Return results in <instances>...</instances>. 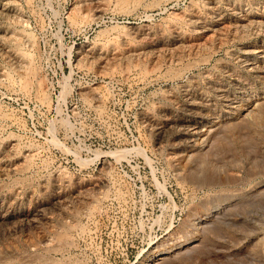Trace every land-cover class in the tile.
Returning a JSON list of instances; mask_svg holds the SVG:
<instances>
[{
  "label": "rangeland",
  "instance_id": "374dc122",
  "mask_svg": "<svg viewBox=\"0 0 264 264\" xmlns=\"http://www.w3.org/2000/svg\"><path fill=\"white\" fill-rule=\"evenodd\" d=\"M0 40V264H264V0H0Z\"/></svg>",
  "mask_w": 264,
  "mask_h": 264
},
{
  "label": "bare ground",
  "instance_id": "6f19581e",
  "mask_svg": "<svg viewBox=\"0 0 264 264\" xmlns=\"http://www.w3.org/2000/svg\"><path fill=\"white\" fill-rule=\"evenodd\" d=\"M255 21V20H254ZM256 24V23H255ZM243 26V25H242ZM227 29V28H226ZM7 39V38H6ZM1 41V40H0ZM217 41V40H216ZM5 42V41H4ZM201 43V42H200ZM86 51V50H85ZM150 53V52H149ZM143 57V56H142ZM136 59V58H135ZM202 59V58H201ZM117 60V59H116ZM148 63V62H147ZM105 64V63H104ZM119 65V64H118ZM119 67V66H118ZM250 67V66H249ZM19 71H20V68H19ZM141 76V75H140ZM18 79V78H17ZM214 122V121H213ZM194 123V122H193ZM209 123V122H208ZM179 125V124H178ZM195 125V124H194ZM153 126V125H152ZM185 126H187V123H185ZM185 126H184V128H185ZM190 127V126H189ZM188 127V128H189ZM187 128V127H186ZM192 128V127H191ZM181 129L184 131V129L181 127ZM182 130H181V132H182ZM187 130V129H186ZM192 130V129H191ZM197 130V129H196ZM185 132V131H184ZM183 132V133H184ZM189 133V132H188ZM185 134V133H184ZM188 137V136H187ZM192 138V137H191ZM162 139V138H161ZM167 139V138H166ZM189 139V138H188ZM167 144V143H166ZM173 145V144H172ZM13 150V149H12ZM13 157V156H12ZM11 157V158H12ZM22 157V156H21ZM93 182V181H92ZM97 182V181H96ZM96 184V183H95ZM89 187V186H88ZM92 187V186H91ZM90 187V188H91ZM86 189V188H85ZM58 192V191H57ZM85 194V193H84ZM76 197V196H75ZM59 198V197H58ZM107 198V197H106ZM81 199V198H80ZM57 200H60V199H57ZM63 200V199H62ZM75 200V199H74ZM78 201V200H77ZM71 203H72V201H71ZM64 205V204H63ZM71 205V204H70ZM69 206V205H68ZM67 207V206H66ZM59 208V207H58ZM69 208V207H68ZM64 209V208H63ZM60 210V209H59ZM73 210V209H72ZM71 210V211H72ZM36 213V212H35ZM37 215V214H36ZM41 215H43V214H41ZM58 215V214H57ZM33 216H34V214H33ZM32 216V217H33ZM38 216H39V214H38ZM71 216V215H70ZM31 217V218H32ZM30 218V217H29ZM34 218H35V216H34ZM45 218V217H44ZM71 219V218H70ZM33 220V219H32ZM75 220V219H74ZM28 222V221H27ZM37 222V220L35 221V223ZM40 222V221H39ZM31 224V223H30ZM34 224V223H33ZM67 228V227H66ZM69 230V229H68ZM52 232H54V231H52ZM62 232V231H61ZM65 232V231H64ZM64 239V238H63ZM59 242V241H58ZM48 248V247H47ZM51 248V247H50ZM53 251V250H52ZM19 253V252H18ZM33 256V255H32ZM8 258H9V256H8ZM36 260V259H35ZM42 260V259H41ZM32 262V261H31Z\"/></svg>",
  "mask_w": 264,
  "mask_h": 264
}]
</instances>
